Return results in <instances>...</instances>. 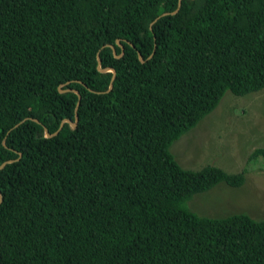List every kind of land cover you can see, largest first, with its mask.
<instances>
[{
    "label": "trees",
    "instance_id": "1",
    "mask_svg": "<svg viewBox=\"0 0 264 264\" xmlns=\"http://www.w3.org/2000/svg\"><path fill=\"white\" fill-rule=\"evenodd\" d=\"M263 90L264 0H0V264H264V221L188 205L245 172L171 153Z\"/></svg>",
    "mask_w": 264,
    "mask_h": 264
},
{
    "label": "rangeland",
    "instance_id": "2",
    "mask_svg": "<svg viewBox=\"0 0 264 264\" xmlns=\"http://www.w3.org/2000/svg\"><path fill=\"white\" fill-rule=\"evenodd\" d=\"M264 149V90L244 97L227 92L213 113L171 147L177 162L187 170L206 166L230 175L245 172L240 188L225 183L196 195L189 208L206 218L247 215L264 221V162L252 159Z\"/></svg>",
    "mask_w": 264,
    "mask_h": 264
},
{
    "label": "water",
    "instance_id": "3",
    "mask_svg": "<svg viewBox=\"0 0 264 264\" xmlns=\"http://www.w3.org/2000/svg\"><path fill=\"white\" fill-rule=\"evenodd\" d=\"M180 5H181V4H180ZM179 7H180V6H179ZM140 58H141V57H140ZM141 60H142V58H141ZM114 73H115V72H114ZM113 79H114V78H113ZM112 88H113V85L111 84L110 90H112ZM80 102H81V97L79 96V102H78V105H77V108H76V112H77V110H78V108H79V104H80ZM77 122H78V119H77ZM64 123H65V122L62 123V125H61V127H60V130L62 129ZM60 130H59L56 134H58V133L60 132ZM47 135H48L49 138H50V137H53V135H49V133H47Z\"/></svg>",
    "mask_w": 264,
    "mask_h": 264
}]
</instances>
